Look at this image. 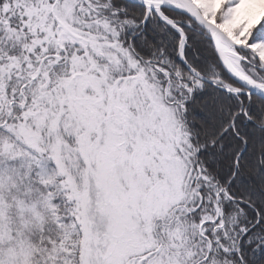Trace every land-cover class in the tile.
<instances>
[{"label": "snow or ice", "instance_id": "obj_1", "mask_svg": "<svg viewBox=\"0 0 264 264\" xmlns=\"http://www.w3.org/2000/svg\"><path fill=\"white\" fill-rule=\"evenodd\" d=\"M0 264H264V0H0Z\"/></svg>", "mask_w": 264, "mask_h": 264}]
</instances>
